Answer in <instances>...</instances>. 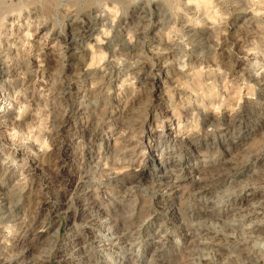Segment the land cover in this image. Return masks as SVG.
<instances>
[{
    "label": "rangeland",
    "instance_id": "1",
    "mask_svg": "<svg viewBox=\"0 0 264 264\" xmlns=\"http://www.w3.org/2000/svg\"><path fill=\"white\" fill-rule=\"evenodd\" d=\"M0 264H264V0H0Z\"/></svg>",
    "mask_w": 264,
    "mask_h": 264
},
{
    "label": "bare ground",
    "instance_id": "2",
    "mask_svg": "<svg viewBox=\"0 0 264 264\" xmlns=\"http://www.w3.org/2000/svg\"><path fill=\"white\" fill-rule=\"evenodd\" d=\"M2 74V73H1ZM65 97V96H64ZM6 100V99H5ZM8 101V100H7ZM23 122L27 121L28 120V117H24L23 119H21ZM59 123L57 124H54L52 128L54 129H51V130H56V129H59L61 126L58 125ZM59 127V128H58ZM33 167V166H32ZM41 167V166H40ZM36 169H39V167H34ZM222 176V175H221ZM220 178V177H219ZM57 179V178H56ZM217 181V180H216ZM58 184V183H57ZM30 192V191H29Z\"/></svg>",
    "mask_w": 264,
    "mask_h": 264
}]
</instances>
